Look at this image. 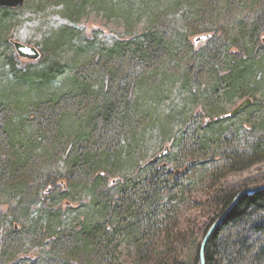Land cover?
<instances>
[{
  "label": "rangeland",
  "instance_id": "1",
  "mask_svg": "<svg viewBox=\"0 0 264 264\" xmlns=\"http://www.w3.org/2000/svg\"><path fill=\"white\" fill-rule=\"evenodd\" d=\"M9 9L7 14L0 11V93L16 88L27 68L39 73L56 61L65 67L70 63L67 74L78 75L81 87L66 90L49 117L43 118L34 106L0 113V157L9 165L16 157L31 154L24 186L14 178L0 182V264H64L73 250L76 252L69 263L93 264L95 256L87 261L82 251L84 241L76 233L87 223L94 203L115 193L116 185L112 187L111 182L116 180L119 185L146 176L144 170L150 160L167 146L171 153L158 166L168 163L169 169L181 172L195 143L184 144L182 139L195 138L207 122L230 115L252 98L253 107L216 125L221 136L211 148L213 163L193 165L181 180L188 191L172 213V243L163 263L179 256L184 264H194L195 240L203 236L206 223L214 215L213 195L220 190L256 187L264 177V160L239 170L224 164V153L246 147L261 135L264 90L251 84L249 92L233 97L212 94L213 84L249 53L259 78L264 75L259 64L264 61V0H25L23 6ZM64 27L72 32L71 43L58 45L56 34ZM205 33L210 37L197 43L196 37ZM148 34L164 37L166 46L153 55L148 50L150 54L144 58L137 46L142 48ZM11 40L37 46L45 60L40 63L20 57L14 46L8 47ZM116 46H123L120 54H128L115 53ZM12 51L21 59L16 69L9 60ZM72 60L76 62L71 67ZM162 78L172 81L169 85L162 81L157 108L163 119L173 114L168 131L162 125L153 126L151 116L141 118L132 113L138 91L157 86ZM112 98L119 109L106 138V149L117 148L127 157L134 137L141 136L145 142L131 163L93 170L87 179L82 176L83 161L78 157L96 159L104 147L99 143L88 152V141L78 142L79 124L82 129L94 127L90 110L102 112L101 107ZM251 113L253 121L249 119ZM58 118L64 120L63 133L58 131ZM98 120L96 131L103 126L102 114ZM7 125L23 126L21 137L33 142L34 148L27 149L29 143L7 147ZM99 174L104 179L93 191L90 188ZM14 226L16 233L12 232ZM112 249L114 263H136L127 245Z\"/></svg>",
  "mask_w": 264,
  "mask_h": 264
},
{
  "label": "trees",
  "instance_id": "2",
  "mask_svg": "<svg viewBox=\"0 0 264 264\" xmlns=\"http://www.w3.org/2000/svg\"><path fill=\"white\" fill-rule=\"evenodd\" d=\"M98 2L102 3L103 0H98ZM0 11L7 14L11 9L1 7ZM1 25L2 22L0 23ZM0 33L2 32L0 31ZM0 37L2 36L0 35ZM56 37L58 45L71 43L72 32L64 27L57 32ZM163 38L159 35L150 34L147 36V42H142L143 46L139 43L142 48L138 49L139 46H137V52L146 58L150 54L149 51H151V55L159 50L161 51L166 46ZM145 43H147L146 46H149L148 48L144 46ZM7 44L10 48L14 46L11 41H8ZM116 47L115 53L118 52L121 56L128 54L127 51L126 54H124V51L120 54L123 46ZM43 56L42 53V57L39 59L40 63L45 60ZM252 58L253 55L249 53L246 60H236L228 68L224 76L213 84L212 94L218 95L222 93L233 97L239 92H249L248 87L251 84L261 91L264 90V75L259 78L258 72L254 70ZM9 60L13 69H16V64L21 62V59L13 51L12 57ZM74 62L76 60L71 61V67ZM259 64L264 68L263 60ZM68 65L65 67V64L56 61L39 73L34 72L31 68H27L22 78L17 80L19 83L16 88L12 89L8 87L0 93V113L7 110H21L34 106L43 118L51 116L47 114L57 109L59 101L67 92L66 90L76 91L81 87V79L78 75L70 76L67 74ZM145 78L141 79L142 83ZM163 80L166 84L172 83L170 79L165 80L162 78L159 80L157 86L154 85L150 89L147 86L138 91L136 98L137 105L135 104L134 108H132V113L133 116L141 118L151 116L153 126L162 125V129L166 127L168 131V121L172 119L173 114H169L167 117L164 116L163 119L157 110L160 104L158 101L163 91L161 89L164 88V85H162ZM253 106L254 100L248 108ZM101 108L102 112H99L95 108H92L89 112V115L93 119L95 118L94 127L82 129L81 124H79L81 131L77 135L78 142L86 139L88 141L87 147L89 146L88 152L93 150V146H99V143H103L102 147H104V151L96 159H90L89 156L78 157V159L83 161V165L80 166L83 173L82 176L87 177V179L92 175L91 171L93 170L105 167L121 168L122 165L125 166L131 163L135 159V153L141 149L143 142H145V138L141 136L134 137L135 142H130L128 151H126L127 157L124 155V151L117 148L114 151L106 149V138L114 126L115 117H118L116 116L119 109L118 102L112 98ZM43 109H45V112ZM100 114H102L104 119L103 126L96 131L99 122L98 116ZM229 116L226 115L223 119H219V116L216 120L207 122L206 127L202 128L195 138L182 139L184 144L195 143H192L194 146L188 150L191 153V157L184 170L179 172L181 174L169 169L168 165L162 167L164 163L158 166L160 160L152 163L151 159L144 170L146 176L142 174L137 179H128L119 185L116 184V180L111 182L112 187L116 185L115 193L108 194L94 203L87 223L78 234L76 233L78 239L80 237L79 240L84 241L85 245L82 251L87 261L92 260L91 257L95 256L96 262H93V264H117L114 263L115 259L111 258L112 253H114L112 248H117L121 244H124L129 247L131 253H134L135 264H164L165 251L172 243L171 232H173L174 226H170L172 218H174L172 213L175 211V207L185 200V195L188 191V185L182 183L181 180L187 176L193 165L213 163L215 154L210 157L211 148L217 144V137L221 136L219 130H215V127L229 118H234ZM58 119V131L63 133L65 129L64 120L62 118ZM249 119L253 121L252 113ZM261 122L264 123V120ZM262 128L263 130L259 138L250 141L246 147L241 146L234 148L228 153H224L226 157L224 158L225 166L228 165L230 169L239 170L249 167L252 163L264 160V125ZM6 129L7 139L5 143L7 147L12 146V148H15L17 144L21 143L25 146L30 144L28 148L26 147L27 149L30 148L33 142L27 140L25 137H21L24 131L23 126L10 128L7 125ZM76 131L78 132V129ZM30 155L27 152L25 157L22 155L19 158L16 157L9 165H7L4 158L0 157V182L14 178L23 183L24 186V180L28 178L29 174ZM76 164L74 163L73 166ZM220 166L221 164L217 166V170H219ZM102 175L99 174L90 189L94 191L97 185L102 183L104 179ZM260 185H264V177L255 183L256 187ZM19 188L21 187L19 186ZM241 190H220L213 195L212 207H215L214 215L206 223L203 229V236L195 240L197 245L194 264H199L200 246L208 229L232 203ZM107 223H110V225H107ZM38 229L36 227L35 231H39ZM16 230V226L12 227V232L16 233ZM75 252L73 250V252L66 255L67 260L64 264H72L69 263V260L75 255ZM206 256L207 264H264V190L241 197L227 219L212 236L207 246ZM166 264L184 263L179 259V256H176Z\"/></svg>",
  "mask_w": 264,
  "mask_h": 264
},
{
  "label": "water",
  "instance_id": "3",
  "mask_svg": "<svg viewBox=\"0 0 264 264\" xmlns=\"http://www.w3.org/2000/svg\"><path fill=\"white\" fill-rule=\"evenodd\" d=\"M25 0H0V7H6V8H18L23 6ZM210 37L209 33L201 34L196 37V42H200L203 40H206ZM12 44L14 45L17 54L26 59H31V60H39L42 57V52L41 50L32 44L16 41V40H11ZM253 103L252 98H247L244 100L240 105H238L231 113V117H236L239 115L241 112H243L245 109H247L251 104ZM226 115L220 116L219 119L225 118ZM171 149L167 146L164 148V150L160 153H158L152 160L151 162H158L159 160L167 157L170 155ZM168 164L164 163L162 167H166ZM181 174V173H179ZM261 190H264V185H260L257 187H251V188H246L241 191L236 195L232 203L226 208V210L214 221V223L210 226L208 229L207 233L205 234V237L201 243L200 250H199V264H207V256H206V251H207V246L216 232V230L224 223V221L227 219L229 216L230 212L235 208V206L238 204L239 200L241 199L242 196L246 194H252L259 192ZM49 192V191H48Z\"/></svg>",
  "mask_w": 264,
  "mask_h": 264
}]
</instances>
